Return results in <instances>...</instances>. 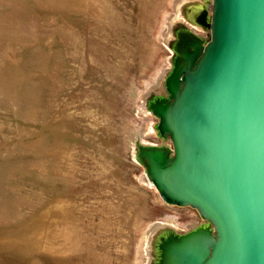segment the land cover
Wrapping results in <instances>:
<instances>
[{"label": "rangeland", "instance_id": "rangeland-1", "mask_svg": "<svg viewBox=\"0 0 264 264\" xmlns=\"http://www.w3.org/2000/svg\"><path fill=\"white\" fill-rule=\"evenodd\" d=\"M202 4L0 0V264H155L158 237L208 225L136 159L170 143L150 105L178 35L209 38L184 15Z\"/></svg>", "mask_w": 264, "mask_h": 264}, {"label": "water", "instance_id": "water-1", "mask_svg": "<svg viewBox=\"0 0 264 264\" xmlns=\"http://www.w3.org/2000/svg\"><path fill=\"white\" fill-rule=\"evenodd\" d=\"M195 11L209 38L184 32L168 97L150 105L170 143L139 144L136 159L165 202L211 227L158 237L155 264H264V0Z\"/></svg>", "mask_w": 264, "mask_h": 264}, {"label": "flooded vegetation", "instance_id": "flooded-vegetation-1", "mask_svg": "<svg viewBox=\"0 0 264 264\" xmlns=\"http://www.w3.org/2000/svg\"><path fill=\"white\" fill-rule=\"evenodd\" d=\"M192 7H195V8H199V7H201V5L200 6H191V8L190 9H188V7L186 8V13H184V14H187V17H189L191 20H195L194 22H195V24L197 23V24H200V12L198 13V11H195V9L193 10L192 9ZM192 10V11H191ZM191 11V12H190ZM198 26V25H197ZM186 38H187V34H185L184 32H181L179 35H178V37H177V40H176V42H175V46L174 47H179L185 40H186ZM178 43L180 44V45H178Z\"/></svg>", "mask_w": 264, "mask_h": 264}, {"label": "bare ground", "instance_id": "bare-ground-1", "mask_svg": "<svg viewBox=\"0 0 264 264\" xmlns=\"http://www.w3.org/2000/svg\"><path fill=\"white\" fill-rule=\"evenodd\" d=\"M200 6V5H199ZM201 6H205V4H202ZM191 7H188V9H190ZM185 15V14H184ZM141 144H143L144 146H146V145H148V144H144V143H141ZM145 170V169H144ZM145 181L148 183V184H150V185H152L153 187H154V189L156 190V192L158 193V195L160 196V198H161V195H160V192L158 191V189L156 188V186L153 184V182L151 181V179H150V177L148 176V174H147V171L145 170ZM208 224V223H207ZM208 226L209 227H211L210 226V224H208Z\"/></svg>", "mask_w": 264, "mask_h": 264}]
</instances>
